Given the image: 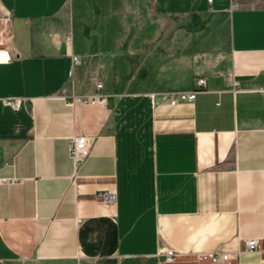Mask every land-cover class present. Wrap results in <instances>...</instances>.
Segmentation results:
<instances>
[{"label":"crops","instance_id":"crops-1","mask_svg":"<svg viewBox=\"0 0 264 264\" xmlns=\"http://www.w3.org/2000/svg\"><path fill=\"white\" fill-rule=\"evenodd\" d=\"M5 14L0 264H166L165 248L264 264V0H0ZM198 76L193 101L160 96ZM98 80L106 102H71Z\"/></svg>","mask_w":264,"mask_h":264},{"label":"built area","instance_id":"built-area-1","mask_svg":"<svg viewBox=\"0 0 264 264\" xmlns=\"http://www.w3.org/2000/svg\"><path fill=\"white\" fill-rule=\"evenodd\" d=\"M10 14H5L0 16V50L4 47L5 42L12 36V30L10 27ZM72 36L68 34L66 36V41L71 42ZM73 61L75 63H80L81 59L79 56L74 55ZM228 84H232L235 88L238 84L234 77L228 78ZM104 83L101 80L96 82V88L89 94L83 96H74L71 100L72 103L77 101L81 102H91V103H101L106 102L108 94L102 89ZM207 88V79L204 76H198L195 80V87L189 91H171V92H161L160 96L162 98L168 99L171 104H176L181 101H193L199 91L205 90ZM264 88V86H263ZM155 95V94H154ZM18 99L12 100V104L16 105ZM90 138L84 134H77L74 136L70 142L69 152L76 163H82L89 154L90 151ZM100 195L107 201H115L117 194L112 191H101ZM258 239L252 238L246 240V245L249 250H254L258 248ZM164 259L166 262L173 261L178 252L173 248H165ZM240 251H205L195 253L193 259L197 264H229L231 261L239 259Z\"/></svg>","mask_w":264,"mask_h":264},{"label":"rangeland","instance_id":"rangeland-1","mask_svg":"<svg viewBox=\"0 0 264 264\" xmlns=\"http://www.w3.org/2000/svg\"><path fill=\"white\" fill-rule=\"evenodd\" d=\"M166 264H197V262L193 259L189 258H175L173 261L166 262Z\"/></svg>","mask_w":264,"mask_h":264}]
</instances>
